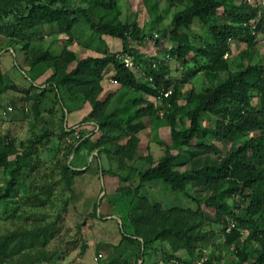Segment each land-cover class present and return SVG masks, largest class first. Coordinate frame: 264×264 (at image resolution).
Wrapping results in <instances>:
<instances>
[{"label":"trees","instance_id":"1","mask_svg":"<svg viewBox=\"0 0 264 264\" xmlns=\"http://www.w3.org/2000/svg\"><path fill=\"white\" fill-rule=\"evenodd\" d=\"M82 1H95L97 7H103L107 13L115 7V0ZM176 2L185 7L173 15L171 25L161 34L141 33L129 22L97 23L86 6H71L65 0H0V19H11L10 34L6 38L22 44L28 65L34 68L45 64L53 69L48 81L54 85L51 88L64 106L63 119L79 107L78 100L91 103L86 121L94 122L100 136L96 142L91 139L94 131L81 136L71 152L79 153L88 145L98 148L97 164L105 169L103 162L107 158L118 168L110 169V172L128 183L116 190L120 199L130 204L122 219L120 243L117 251L99 264H148L146 260L152 256L156 258L151 264H195L199 258H204L200 264H264V60L236 70L231 68L229 61L234 42H247L254 47L264 39V15L255 29L251 21L258 18L262 6L244 0ZM80 14L88 15L99 37L107 34L121 38L122 49L112 52L105 42L100 48L101 55L78 57L68 46L54 53L51 46L44 45L40 34L44 27H55L52 32L69 33ZM196 22L207 28L208 39L191 31ZM72 37L70 35V39ZM165 37H169L168 42L163 47L160 45L154 56L144 57L133 45L146 39L161 44ZM122 53L134 55L132 66L125 64L120 57ZM173 57L180 61L179 69L183 67L184 70L179 80L171 76L172 69L168 65ZM153 61L160 65L153 68ZM191 62L196 67L187 71L186 66L190 67ZM108 69L115 71L113 79L120 86L117 91L103 93L102 81ZM202 71L218 80L217 84L202 92L191 89L185 94V104L179 105L177 96L181 88ZM223 73H227L226 78L222 77ZM149 74L154 76L153 82L146 79ZM6 86L0 69V94ZM170 88L173 92L157 106L161 91ZM48 91L46 88L30 94L27 90V96L20 97L23 102L34 99L30 111L24 108L22 113L28 116L31 112L37 119L41 118L44 122L39 127L41 132L36 135L34 127L35 134L22 141L21 146L15 137L6 136L0 141V167L9 174L0 188V219L1 210L7 213L15 202V195L20 193L21 188H17L20 178L27 169H34L32 157L39 146L45 145L48 136H53L43 116ZM112 101L116 105L110 110ZM164 107L161 116L159 112ZM8 111L6 108L5 112ZM182 111L186 115L179 118ZM204 114L217 115L216 126H205ZM150 115L165 119L171 126L172 143L166 144L159 158L152 153L141 155L144 164L148 165L145 168L144 164L135 166L134 162L141 145L139 131L146 127L144 118ZM180 124L182 126L178 128ZM62 128L64 135L77 131L72 126ZM208 135L218 141L230 142L229 150L226 153L220 151L212 139H206ZM185 147L198 153L190 157L192 164L182 169L177 162L183 163L180 159ZM209 152L217 155L210 156ZM199 153L208 156L202 159ZM60 170L63 180L74 190L72 165L63 163ZM136 175L140 181L134 187L130 181ZM155 180H162L172 189L191 197L198 207L165 208L152 202L143 187ZM192 185L200 191L208 189L210 193L203 195L198 191L193 194L189 189ZM51 187V184L43 186L42 193H50ZM39 194H34L31 199L34 201L35 195ZM99 204L98 201L95 203L93 216L100 217ZM207 209H215V213L211 214ZM214 223L218 227L212 226ZM54 229L50 224L44 229L20 227L0 232V264L53 261L54 250L34 247L40 242L46 244L50 240L49 230L54 233ZM205 248H211L208 254L203 252ZM31 250L36 251L26 253ZM179 251L186 252L190 262L182 258ZM224 251L235 254V258L226 260ZM203 254L205 256L201 257ZM140 259H143L142 263Z\"/></svg>","mask_w":264,"mask_h":264},{"label":"rangeland","instance_id":"2","mask_svg":"<svg viewBox=\"0 0 264 264\" xmlns=\"http://www.w3.org/2000/svg\"><path fill=\"white\" fill-rule=\"evenodd\" d=\"M65 1L75 7L86 6L97 23L104 21H109L112 24L118 21L129 22L135 24L141 30V33L151 32L155 34H161V31L169 27L173 15L185 7L184 4H180L176 0H115V7L109 9L110 12L107 13L103 7H97L95 1H86L85 3L82 0ZM87 16L86 14H80L78 22L69 33L52 32L55 27H44L40 32L43 35L41 41L45 46H51L54 53H59L63 46H68L76 51L78 57H85L90 54L101 55L100 48L105 45V42L112 52L122 49L123 40L121 38L107 34L99 37ZM11 24V19H0V62L4 75L7 77V79L4 77V80L9 86V88L6 86V89H4V95L0 94V141L6 136L15 137L18 145L21 146L22 141L35 134H33L34 127L36 128V135L41 132L39 127H42L43 120L41 118L37 119L35 114L31 112L28 113V116L27 113H22L24 108L28 110L32 108L31 105L34 99L29 98L21 105L18 102L20 97L27 96V90L36 92L46 88H49L50 91H48L44 101L46 108L43 110V116L51 130L50 134L53 136L51 138L48 136L45 145L39 146L38 151L32 157L35 167L34 169H27V173L20 178L17 184V188H21L20 193L15 195V202L11 209L7 210V213L1 210L0 232L20 227H40L44 229L51 224L55 229L54 233L49 230L50 240L46 244L40 242L34 248L54 250L56 252L55 258L53 261L43 260L35 264H99L117 251V245L120 243L122 219L126 217V211L130 204L125 200H121L118 195L119 192L116 190L122 186H127L128 183L124 182L115 172H110V169L118 170V168L107 158L104 157L103 162L105 169L97 164L96 161L99 160L96 157L98 148H92L88 145L79 153L71 152L72 146L78 142L81 136L90 135L94 131L91 135L94 142L100 136L94 122L86 121L92 105L89 101L82 102V100H78L76 104L79 107L70 113L68 112L63 119L64 106L57 98L56 91L51 88L54 85L48 81L53 69L47 68L45 64H39L34 68L28 65L24 51L21 48L22 44L14 43L11 39L6 38V35L9 36L10 34L8 30H10ZM191 31L199 32L208 39V30L202 23L196 22ZM69 34L74 37L70 39ZM36 38H39L38 35ZM168 40L169 37L162 38L161 44H157L152 39L138 40L133 45L141 54H144V57L145 55L150 57L156 54L160 45L162 47L166 45ZM262 60H264V39H261L254 47L242 41L233 43L229 54V61L233 70L239 69L248 63H256ZM180 64V61L174 57L169 60L168 65L172 69L171 76L175 80L181 79L183 75L184 70L183 67L179 69ZM189 66H186L187 71L196 67L192 62ZM111 71L113 70L108 69L104 75L102 81L103 93L112 90L117 91L120 86L117 82L114 83L110 80L112 77ZM222 77L226 78L227 73H223ZM217 81L211 79L204 71L192 76L177 96L179 105L185 104V94L191 89L195 92H202L217 84ZM10 85H15L21 89L10 87ZM145 96L152 99L150 95ZM65 100L68 102L67 97ZM115 105L116 103L112 101L108 108L113 110ZM156 105L161 106L158 102ZM9 106H13V109L7 113L5 109ZM161 110H165V107L160 109L159 114L162 116ZM74 111L77 112L73 113ZM179 114H181L179 118L186 115L183 114V111ZM179 118L177 119L178 124L181 121ZM217 119V115L204 114L203 124L214 127ZM144 120L147 125L139 131L141 145L137 160L134 162L135 166L144 164L141 155L152 153L155 158H159L164 153L166 144L172 143L171 126L165 119L159 118L157 115H150L146 116ZM65 125L76 128V133L62 134V127ZM181 126L182 124L177 127ZM206 139H212L223 153H226L231 146L230 142L218 141L212 136L206 137ZM196 141L198 140L195 139ZM186 148H183L180 159L183 163L177 162V165L182 169L192 164L189 159L197 152L189 151ZM199 154L202 159L206 158L207 154H211L210 156L217 155L211 152ZM67 162L72 165V176H74L72 188H75L74 190L70 189L71 187L61 177V165ZM144 166L145 168L148 167L146 164ZM6 178H9L7 170L0 167V188L5 185ZM139 181L140 177L136 175L130 183L135 187L139 184ZM49 184L52 185L50 193L43 194V186ZM189 189L193 194L200 191L197 186L193 185ZM143 192L152 202H158L165 208L172 206L198 207L195 200L183 192L172 189L168 183L162 180L146 183ZM207 192L210 193L208 189H205L200 191V194L205 195L208 194ZM34 194H39V196L36 197L35 195L33 201L31 198H34ZM97 201L100 203L98 207L100 217L93 216L94 205ZM16 208L18 209L13 213ZM208 211L211 214L215 213V209ZM215 223L212 226L218 227ZM218 240L220 242V236ZM136 247L138 246L135 245ZM132 248L134 249V247ZM210 250L211 248H205L203 252L208 254ZM35 251H26V253ZM100 252L103 253V257L99 258ZM178 254L185 260H191L184 251H179ZM205 254L201 257H204ZM224 256L226 260L231 261L236 255L224 251ZM155 258V256H152L149 261H146L151 264ZM203 259H196L195 264H200L199 261ZM140 262L142 263L143 259H140Z\"/></svg>","mask_w":264,"mask_h":264},{"label":"built area","instance_id":"3","mask_svg":"<svg viewBox=\"0 0 264 264\" xmlns=\"http://www.w3.org/2000/svg\"><path fill=\"white\" fill-rule=\"evenodd\" d=\"M246 3H252V4H261V9H259V12H258V18L257 19H252L251 21H252V23H253V26H254V29L256 28V26H257V23L259 22V20L261 19V17L264 15L263 14V10H264V0H244ZM225 56H228V54H226ZM120 57L122 58V60L125 62V64L127 65V66H132L133 64H134V60H135V57H134V55L133 54H130V53H122L121 55H120ZM166 58H168V56L166 57ZM160 64H159V62H157V61H153V64H152V67L153 68H157L158 66H159ZM146 79L148 80V81H150V82H153V80H154V76L152 75V74H149V75H147L146 76ZM173 92V90H172V88H170V89H165V90H162L161 91V94L157 97V102L158 103H161V102H163V100L165 99V98H167V97H169L170 96V94ZM8 109L9 110H12L13 109V107L12 106H9L8 107ZM164 113V110H161V114H163ZM98 257L100 258V257H103V253L102 252H100L99 253V255H98Z\"/></svg>","mask_w":264,"mask_h":264},{"label":"crops","instance_id":"4","mask_svg":"<svg viewBox=\"0 0 264 264\" xmlns=\"http://www.w3.org/2000/svg\"><path fill=\"white\" fill-rule=\"evenodd\" d=\"M7 48H8V47H7ZM7 48H6V50H8ZM0 69H1L2 72L4 73V71H3V69H2V66H1V62H0ZM111 72H112V73H111L112 77L110 78V80H111L112 82L115 83V81H114V79H113V74H114L115 71L113 70V71H111ZM51 74H52V71H51ZM51 74H50V75H51ZM50 75H49V76H50ZM45 76H46V75H45ZM4 77L7 79V77H6L5 75H4ZM36 81H37V80H36ZM39 81H40V80H39ZM35 84H36V83H35ZM34 86H35V85H34ZM31 92L34 93L35 91L32 90ZM31 92H30V93H31ZM2 94L4 95V92H3ZM1 98H3V96H1ZM18 103L21 105V104L23 103V101L20 100ZM86 104H87V103H86ZM26 109H27V108H26ZM79 110H80V109H79ZM27 111H28V109H27ZM76 112H77V111H74L73 113H76ZM43 114H44V111H43Z\"/></svg>","mask_w":264,"mask_h":264}]
</instances>
